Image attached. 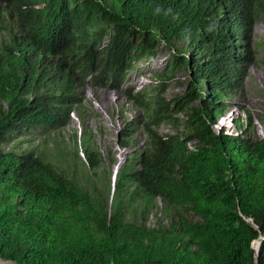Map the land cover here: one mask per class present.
Segmentation results:
<instances>
[{"label":"trees","instance_id":"trees-1","mask_svg":"<svg viewBox=\"0 0 264 264\" xmlns=\"http://www.w3.org/2000/svg\"><path fill=\"white\" fill-rule=\"evenodd\" d=\"M262 19L264 0H0V258L254 264L252 243L264 235V138L248 133L251 115L245 133L214 125L252 60L249 35ZM161 43L173 50L156 74L161 83L127 93L143 109L147 138L119 168L110 204L111 171L100 172L104 158L89 134L82 151L100 187L67 175L45 150L2 148L14 133L64 128L72 114L83 121L84 87L122 89ZM180 67L190 73L187 89L167 99ZM162 124L175 132L161 133ZM258 257L264 264V240Z\"/></svg>","mask_w":264,"mask_h":264},{"label":"rangeland","instance_id":"rangeland-1","mask_svg":"<svg viewBox=\"0 0 264 264\" xmlns=\"http://www.w3.org/2000/svg\"><path fill=\"white\" fill-rule=\"evenodd\" d=\"M249 36L250 58L252 60L246 63V72L239 87L226 97L228 104L226 112L217 119L214 129L217 132L223 129L226 133L236 135L245 133L248 127L245 120L251 115L255 131H248V133L253 134L256 138H264V126L257 119V117L264 119L263 19L254 24ZM108 41L109 38H106L105 43ZM172 53V49H168L164 43H161L154 57L140 59L135 63L120 90L95 87L88 83L84 87L83 121L76 114H72L70 123L64 128L41 127L22 133H14L11 139L2 145V148L19 151L45 150L50 157L60 161V167L67 175L75 176L85 183L92 181L100 187V180L91 175L87 166V158L82 151L83 134H89L92 145L102 153L104 158L100 172L106 171L107 174L111 171V186L108 196L110 204L117 176V174L115 175L116 166L119 165L120 168L129 157L133 156L135 151L141 152L145 147L147 138L141 126L143 109L136 106L133 101L128 100L127 93L129 91L134 93L144 90L150 91L160 84L161 81L156 74L167 69ZM170 75L171 78L166 82V90L162 92V95L167 99L184 93L190 80V73L184 67L175 69ZM176 116L180 118V121L185 117L184 113L176 114ZM236 120L244 122L242 127L236 125ZM130 127H133L129 134L131 143L129 147L124 148L121 141L126 130ZM159 131L161 133L175 132L171 124H162ZM76 147L80 160L76 156L74 157L77 160V166L72 171L68 162L73 157ZM112 158L116 160L115 165ZM158 203L159 206H162L160 201ZM187 216L193 217L191 214ZM155 220L156 217L152 214L149 223L153 225Z\"/></svg>","mask_w":264,"mask_h":264},{"label":"water","instance_id":"water-1","mask_svg":"<svg viewBox=\"0 0 264 264\" xmlns=\"http://www.w3.org/2000/svg\"><path fill=\"white\" fill-rule=\"evenodd\" d=\"M118 170H119V165H117L115 168V175L117 174ZM263 240H264V235H261L257 239H255L252 243V246L255 249L254 264H259L258 249H256V246L259 247ZM0 264H15V263L6 262L0 258Z\"/></svg>","mask_w":264,"mask_h":264},{"label":"bare ground","instance_id":"bare-ground-1","mask_svg":"<svg viewBox=\"0 0 264 264\" xmlns=\"http://www.w3.org/2000/svg\"><path fill=\"white\" fill-rule=\"evenodd\" d=\"M256 249H258V246H256Z\"/></svg>","mask_w":264,"mask_h":264}]
</instances>
